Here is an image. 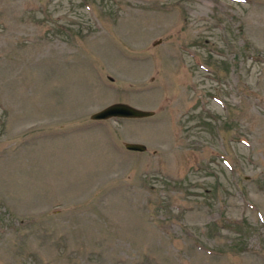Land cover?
Segmentation results:
<instances>
[{
	"label": "rangeland",
	"instance_id": "rangeland-1",
	"mask_svg": "<svg viewBox=\"0 0 264 264\" xmlns=\"http://www.w3.org/2000/svg\"><path fill=\"white\" fill-rule=\"evenodd\" d=\"M0 264H264V0H0Z\"/></svg>",
	"mask_w": 264,
	"mask_h": 264
},
{
	"label": "water",
	"instance_id": "water-1",
	"mask_svg": "<svg viewBox=\"0 0 264 264\" xmlns=\"http://www.w3.org/2000/svg\"><path fill=\"white\" fill-rule=\"evenodd\" d=\"M154 114L153 110H146L137 108L126 102H113L101 109L90 114V119L92 120H108V119H137L152 116ZM124 147L130 151L144 152L147 146L139 142H124Z\"/></svg>",
	"mask_w": 264,
	"mask_h": 264
}]
</instances>
